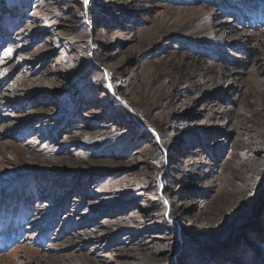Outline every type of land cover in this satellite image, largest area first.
Wrapping results in <instances>:
<instances>
[{
    "label": "rangeland",
    "instance_id": "1",
    "mask_svg": "<svg viewBox=\"0 0 264 264\" xmlns=\"http://www.w3.org/2000/svg\"><path fill=\"white\" fill-rule=\"evenodd\" d=\"M0 264H264V0H0Z\"/></svg>",
    "mask_w": 264,
    "mask_h": 264
},
{
    "label": "bare ground",
    "instance_id": "2",
    "mask_svg": "<svg viewBox=\"0 0 264 264\" xmlns=\"http://www.w3.org/2000/svg\"><path fill=\"white\" fill-rule=\"evenodd\" d=\"M177 214V213H176Z\"/></svg>",
    "mask_w": 264,
    "mask_h": 264
}]
</instances>
